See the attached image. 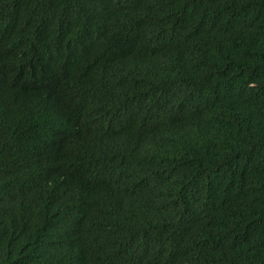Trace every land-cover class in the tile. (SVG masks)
<instances>
[{"label":"trees","instance_id":"1","mask_svg":"<svg viewBox=\"0 0 264 264\" xmlns=\"http://www.w3.org/2000/svg\"><path fill=\"white\" fill-rule=\"evenodd\" d=\"M0 264H264V0H0Z\"/></svg>","mask_w":264,"mask_h":264}]
</instances>
